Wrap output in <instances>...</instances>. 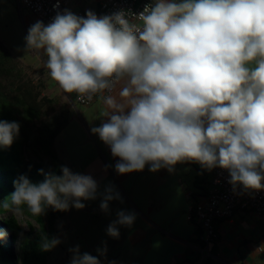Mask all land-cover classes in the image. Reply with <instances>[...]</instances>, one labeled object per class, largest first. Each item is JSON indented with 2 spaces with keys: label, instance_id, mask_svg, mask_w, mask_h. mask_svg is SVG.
Wrapping results in <instances>:
<instances>
[{
  "label": "clouds",
  "instance_id": "obj_1",
  "mask_svg": "<svg viewBox=\"0 0 264 264\" xmlns=\"http://www.w3.org/2000/svg\"><path fill=\"white\" fill-rule=\"evenodd\" d=\"M24 40V56L46 57L43 67L65 93L103 94L107 119L91 132L119 157L117 173L146 165L171 172L194 162L227 170L234 188L264 190V0H150L131 17L65 9L32 24ZM19 132V122L0 120V147ZM60 170L41 169L38 183L20 175L0 208L39 217L48 208L82 209V200L99 194L107 212L109 201L121 199L113 186L98 193L89 174ZM135 218L118 211L107 235L118 239V225L130 227ZM60 242L45 239L41 247ZM70 251V264H101L79 245ZM97 252L105 255L106 247Z\"/></svg>",
  "mask_w": 264,
  "mask_h": 264
},
{
  "label": "crops",
  "instance_id": "obj_2",
  "mask_svg": "<svg viewBox=\"0 0 264 264\" xmlns=\"http://www.w3.org/2000/svg\"><path fill=\"white\" fill-rule=\"evenodd\" d=\"M66 1L72 10H91L98 16L102 0ZM4 2L12 11L16 10V0ZM30 13L22 17L30 19L23 23L26 28L42 21ZM40 59L43 64L46 58ZM64 94L73 102L75 93ZM73 106L68 124L56 138L58 155L73 173L91 175L98 183V193L113 186L121 197L109 201L107 212L100 208L99 194L96 199L82 200L84 208L72 207L67 212L71 222L85 219L88 230L93 232L81 254L98 256L101 264L113 261L115 264H209L201 225L195 217H188L189 205L206 195L208 175L204 169L198 163L184 162L176 164L171 172L164 168L152 172L146 165L143 171L119 174L114 167L119 157H114L109 146L91 132L92 127L107 119L103 117L102 96L87 106L74 102ZM73 122L76 124L71 125ZM78 134L83 136L81 142ZM121 210L135 213L136 218L130 227L118 225L120 236L114 239L107 235L106 229ZM86 226L83 224V228ZM214 227L218 238L209 251L219 259V264H264V219L237 207L230 218L215 220ZM105 247L106 254L99 255L97 249Z\"/></svg>",
  "mask_w": 264,
  "mask_h": 264
},
{
  "label": "trees",
  "instance_id": "obj_3",
  "mask_svg": "<svg viewBox=\"0 0 264 264\" xmlns=\"http://www.w3.org/2000/svg\"><path fill=\"white\" fill-rule=\"evenodd\" d=\"M2 72L1 69L0 73ZM15 87L17 95L3 93L0 87V120L17 121L20 124L19 137L14 143L10 147H0V201H4L15 190L13 182L20 175H26L32 182L38 183L44 179L41 169L45 173L54 172L61 175L60 169L64 166L57 157L53 142L68 119L55 118L52 125H42L40 132L33 136L29 124L40 116L41 104L48 99L46 97L38 99L39 91H33V87L25 81ZM30 149H37L40 153H44L53 168L47 170L44 165L46 163L42 160L35 162L27 158L25 152ZM37 157L39 159L38 154ZM71 208L70 206L67 211L48 208L39 217L33 216L25 208L24 215L30 219L26 223L27 231L22 230L12 214H7L0 219V231L5 233V236L0 238V264H48L47 260L52 248L45 251L41 244L45 239L55 237L56 222ZM5 212L7 211L0 208L1 214Z\"/></svg>",
  "mask_w": 264,
  "mask_h": 264
},
{
  "label": "rangeland",
  "instance_id": "obj_4",
  "mask_svg": "<svg viewBox=\"0 0 264 264\" xmlns=\"http://www.w3.org/2000/svg\"><path fill=\"white\" fill-rule=\"evenodd\" d=\"M4 1L5 0H0V70H3V72L0 73V87L3 93L8 92L10 95H17L15 86L20 82L25 81L33 87V91H39L38 99H40V97H46L48 99L47 102L41 104L40 116L34 119L32 124H29V127L33 131V136H36L40 132L39 130L42 125H52L55 118H62L63 120V117L67 118V125L73 114L74 98L72 102L70 97L65 95V92L60 89L58 83L47 74L40 56H24V37L26 36L25 32L28 31V28H26L23 23L29 22L30 19L28 17L27 19H22V17L24 18L27 15V12L30 13V10L21 4V6L17 5L19 11L17 7V11H12L11 7L9 8V5ZM22 28L23 32L21 33ZM13 44L16 46L14 47ZM75 124L76 123L73 122L71 125ZM58 134L54 138L53 146L58 159L64 166H66L57 152L58 141L56 142V138ZM82 139L83 136L78 134V141ZM37 154L39 155V159ZM25 155L27 158H31L35 162L42 160L43 163H46L44 165L47 170L53 168L51 167V163L47 156H45L44 153H40L37 149H30L25 152ZM73 158L78 157L76 156ZM7 214L11 213L8 211L3 214L0 213V219ZM14 217L18 221L22 230L27 231L28 227L26 223L30 219H27L25 215ZM70 218V214L65 213L56 222V234L54 238H58L61 242L52 247V251L47 260L48 264H70L73 256L70 249L79 245L81 253V251L85 250L84 246H86L87 241L93 235V232L88 230V223L85 219L83 222L79 219H74V221L71 222ZM83 224L87 225V229L83 228ZM34 226L37 227L36 224H34ZM14 245H16V243Z\"/></svg>",
  "mask_w": 264,
  "mask_h": 264
},
{
  "label": "built area",
  "instance_id": "obj_5",
  "mask_svg": "<svg viewBox=\"0 0 264 264\" xmlns=\"http://www.w3.org/2000/svg\"><path fill=\"white\" fill-rule=\"evenodd\" d=\"M16 2L18 6L23 4L45 24L49 23L57 12H63L65 9L82 17H85L87 13V11L80 9H70L66 0H16ZM149 2L150 0H102L98 16L110 15L114 12L125 10L128 11V15L131 17L132 13L138 14L141 12ZM99 95L102 96L103 94L97 93L87 97L75 93L74 103L80 106H87ZM204 171L208 175L206 195L202 200L189 205L188 217H195L201 225L203 249L209 259V264H219V259L209 251L211 244L218 238L214 221L230 218L237 207L253 211L264 219V190H245L242 186L234 188L229 183V173L225 169L217 167L212 170L204 169Z\"/></svg>",
  "mask_w": 264,
  "mask_h": 264
}]
</instances>
